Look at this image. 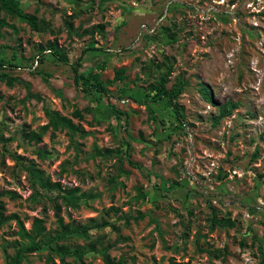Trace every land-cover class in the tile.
<instances>
[{
    "label": "rangeland",
    "instance_id": "rangeland-1",
    "mask_svg": "<svg viewBox=\"0 0 264 264\" xmlns=\"http://www.w3.org/2000/svg\"><path fill=\"white\" fill-rule=\"evenodd\" d=\"M20 3L44 28L0 9L8 23L0 28V59L20 65L0 72L29 83L0 78V264L11 261L16 241L29 243L8 215L17 213L28 230L42 218L52 236L61 229L56 204L64 223L88 227L87 235L59 242L86 249L82 259L66 256L72 264H106L105 248L123 264H258L264 251V0ZM98 23L104 32L94 28ZM49 41L66 49L69 62L51 54ZM80 57L82 70L114 81L109 97L75 84ZM163 61L173 66L168 87L188 82L178 97L184 119L151 90L166 69ZM120 68L124 80L115 79ZM228 102L236 106L216 123ZM47 107L84 131L73 136L50 127L40 142L30 140L25 132L48 123ZM105 148H121L123 160L115 152L103 155ZM31 160L52 181L78 188L77 203L68 204L57 189L35 187L25 167ZM214 210L230 215L235 226H213ZM224 247V258L210 253ZM61 257L46 247L18 264H61Z\"/></svg>",
    "mask_w": 264,
    "mask_h": 264
},
{
    "label": "trees",
    "instance_id": "trees-1",
    "mask_svg": "<svg viewBox=\"0 0 264 264\" xmlns=\"http://www.w3.org/2000/svg\"><path fill=\"white\" fill-rule=\"evenodd\" d=\"M0 9L4 10L6 14L11 15L12 17H17L28 24L31 25V27L35 30H41L44 28V21H40L38 16L36 14H32L29 12H26L20 3V0H0ZM6 21V15L1 16L0 15V28L4 25H7ZM94 28L99 29V31L104 32L105 30V24L104 23H98L94 25ZM94 47L88 48L93 49ZM47 49L50 50L51 54L59 61L62 62H69V57L66 49L64 47H61L57 41H49L47 43ZM88 49L84 50L87 51ZM44 51V47H41V54ZM12 66L17 67L20 66L16 63H10L3 59H0V68L2 66ZM161 67H165V71L163 72L162 76L159 80L156 81L155 84L151 86V90L155 91V95L158 99L166 101L176 112V114L181 118L184 119V107L180 102L178 101V97L183 92L187 81L183 79H179L176 81L171 87L167 86V83L170 81V75L172 72V64L163 61L160 63ZM84 67V63L82 62V57H80L75 65L73 66L74 71V82L78 87H81L86 92H96L97 95H100L101 97H109L110 96V89L108 88L109 83H113L114 81H104L102 79L100 72H95L94 70H90L86 72L82 68ZM168 68V69H167ZM125 68H120L116 71V77L117 80H124L126 78L125 75ZM0 78L6 79L7 83L9 85H13L15 82L25 83L26 86L29 88V83L23 81L17 76L10 75L7 72H0ZM204 96L209 99H211L210 91L207 88L202 89ZM29 96L35 97L37 99H41L42 96L38 93H33L29 90ZM236 106V103L228 102L224 104L221 107V111L219 116L216 118V123L219 122V119L230 115L232 113L233 108ZM113 109L116 111V113L120 114L121 111L117 109L114 105H112ZM46 115L49 118V121L47 124H44L41 127V131L36 130H30L28 132H25V136H27L30 140H34L37 142H40L42 140L43 133L48 130L50 127L53 130H63L67 129L68 132L71 135H76L78 132H83L84 129L76 123L72 117L64 115L60 113V111L56 109H52L47 107L45 109ZM74 116L82 118L83 115L79 110H76L74 112ZM103 155H110L112 152H115L118 154L119 159L122 161L123 157L121 156V148L117 149H111V148H105L103 151H100ZM14 157L19 160L21 157L20 155L14 154ZM27 170L29 171V174L31 176L33 185L37 187L38 185L47 189L48 191H52L54 189H57L59 191L58 195L63 198L68 204L75 205L77 203V200L81 198L80 195H77L78 188L76 187H63L62 184L59 181H52L50 178L46 177L44 175V172L42 169L36 166L35 161L31 160L29 164L25 165ZM125 173H129V171H125ZM0 208L2 209L3 206L0 203ZM56 210L57 215L59 216V223L61 225V229L57 231L55 235L47 236L46 235V227L44 225V220L42 218H36L34 221L33 228L31 230H28L23 221L20 219L19 215L17 213H12L8 215V218L16 219L19 225V234L22 238L29 239V243H22L19 241H16L14 243V247L16 248L15 255L11 256V261H9L7 264H18L22 262L24 256L26 253L38 251L41 249H44L46 247L49 248L50 252L59 251L62 254L61 257V264H72L71 262L66 260V256H74L76 258L82 259L83 255L86 253V249L82 247H76L72 248L70 245L66 243H59L60 241H63L64 239L68 238L69 235L77 234L80 236H84L88 234V227L87 226H80V225H71L66 224L63 221V218L59 215L60 211V205L56 204ZM1 215L3 216V211H0ZM212 225L213 226H221V227H232L235 226V220H233L230 215H219L216 210H214L212 215ZM104 224H110L109 221H106ZM240 244L242 246L245 245V241L242 239L240 240ZM261 249V261L258 264H264V251L262 247ZM210 253L215 254L217 257L224 258L227 253V247H224L223 249L217 248L213 251L211 250ZM102 254L104 256V259L106 261V264H123L124 260H115L111 257V255L108 253L107 248L102 251ZM153 264H164L161 262H158L155 260ZM175 264H190V262H176Z\"/></svg>",
    "mask_w": 264,
    "mask_h": 264
}]
</instances>
